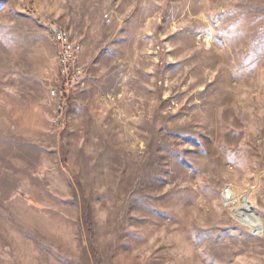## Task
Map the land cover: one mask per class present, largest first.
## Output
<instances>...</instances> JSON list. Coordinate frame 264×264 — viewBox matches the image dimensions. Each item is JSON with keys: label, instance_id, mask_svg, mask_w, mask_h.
<instances>
[{"label": "rangeland", "instance_id": "rangeland-1", "mask_svg": "<svg viewBox=\"0 0 264 264\" xmlns=\"http://www.w3.org/2000/svg\"><path fill=\"white\" fill-rule=\"evenodd\" d=\"M0 264H264V0H0Z\"/></svg>", "mask_w": 264, "mask_h": 264}, {"label": "built area", "instance_id": "built-area-1", "mask_svg": "<svg viewBox=\"0 0 264 264\" xmlns=\"http://www.w3.org/2000/svg\"><path fill=\"white\" fill-rule=\"evenodd\" d=\"M47 31L52 38L57 51L58 70L56 79L50 90V97L57 102V118L55 124L60 127L65 120V111L73 91L80 86L86 77V71L81 64L82 45L73 41L66 28L50 23ZM232 189L228 187L224 195L229 196Z\"/></svg>", "mask_w": 264, "mask_h": 264}, {"label": "bare ground", "instance_id": "bare-ground-1", "mask_svg": "<svg viewBox=\"0 0 264 264\" xmlns=\"http://www.w3.org/2000/svg\"><path fill=\"white\" fill-rule=\"evenodd\" d=\"M231 192L232 193L229 196L224 195V200L227 205L232 204L235 206L233 211L235 218L248 227L261 229L263 226H260L263 224V220L260 213L252 203V193L248 192L244 196H238L233 190ZM258 226L260 228H257Z\"/></svg>", "mask_w": 264, "mask_h": 264}]
</instances>
